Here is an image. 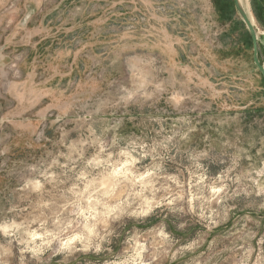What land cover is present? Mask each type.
I'll list each match as a JSON object with an SVG mask.
<instances>
[{"label": "rangeland", "instance_id": "374dc122", "mask_svg": "<svg viewBox=\"0 0 264 264\" xmlns=\"http://www.w3.org/2000/svg\"><path fill=\"white\" fill-rule=\"evenodd\" d=\"M0 264H264L233 0H0Z\"/></svg>", "mask_w": 264, "mask_h": 264}, {"label": "water", "instance_id": "95a60500", "mask_svg": "<svg viewBox=\"0 0 264 264\" xmlns=\"http://www.w3.org/2000/svg\"><path fill=\"white\" fill-rule=\"evenodd\" d=\"M233 2L236 13L249 33L252 43V61L262 76L264 86V58L261 61L259 57V51L262 50V47L264 46V32H262L260 36L258 35L257 27L250 19L249 14L245 10L241 0H233Z\"/></svg>", "mask_w": 264, "mask_h": 264}, {"label": "bare ground", "instance_id": "6f19581e", "mask_svg": "<svg viewBox=\"0 0 264 264\" xmlns=\"http://www.w3.org/2000/svg\"><path fill=\"white\" fill-rule=\"evenodd\" d=\"M244 1H245V0H241V2H242V4H243V6H244V3H243ZM244 7H245V6H244ZM245 10H246V8H245ZM246 11H247V10H246ZM247 13H248V12H247ZM248 14H249V13H248ZM249 17H250V16H249ZM250 19H251V17H250ZM251 20H252V19H251ZM252 21H253V20H252ZM253 23H254V22H253ZM258 35L260 36V35H261V33H259V32H258Z\"/></svg>", "mask_w": 264, "mask_h": 264}, {"label": "crops", "instance_id": "0c3cea01", "mask_svg": "<svg viewBox=\"0 0 264 264\" xmlns=\"http://www.w3.org/2000/svg\"><path fill=\"white\" fill-rule=\"evenodd\" d=\"M262 50L264 51V46L262 47ZM264 56V55H263Z\"/></svg>", "mask_w": 264, "mask_h": 264}, {"label": "trees", "instance_id": "16d2710c", "mask_svg": "<svg viewBox=\"0 0 264 264\" xmlns=\"http://www.w3.org/2000/svg\"><path fill=\"white\" fill-rule=\"evenodd\" d=\"M259 57H260V51H259ZM261 59V58H260ZM261 61H262V59H261Z\"/></svg>", "mask_w": 264, "mask_h": 264}]
</instances>
